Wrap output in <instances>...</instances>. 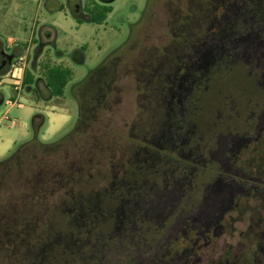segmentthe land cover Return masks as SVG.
Listing matches in <instances>:
<instances>
[{"label": "rangeland", "instance_id": "1", "mask_svg": "<svg viewBox=\"0 0 264 264\" xmlns=\"http://www.w3.org/2000/svg\"><path fill=\"white\" fill-rule=\"evenodd\" d=\"M96 4L107 20L79 23ZM0 47L27 54L36 78L48 61L74 72L53 101L64 124L25 88L9 108L15 83L0 73V161L35 137L37 112L41 142L72 132L74 86L119 58L98 126L65 151L82 178L44 185L25 167L2 185L0 264H264V188L250 166L264 138V0H0Z\"/></svg>", "mask_w": 264, "mask_h": 264}, {"label": "trees", "instance_id": "2", "mask_svg": "<svg viewBox=\"0 0 264 264\" xmlns=\"http://www.w3.org/2000/svg\"><path fill=\"white\" fill-rule=\"evenodd\" d=\"M111 12L112 9L109 6L96 4L89 13L90 20L82 21L78 19V22L103 24L107 20L108 14ZM82 50L85 51V48H82ZM74 55H76V53L73 54V56ZM75 59L78 63H83L85 60V58ZM118 63L119 58H108L99 67L92 70L85 79L74 86L73 96L79 106L78 122L75 129L59 141L55 143H44L38 139V134L43 128L46 118L43 114L38 112L34 115L33 130L35 132V137L19 145L8 158L0 161V194L2 185L9 182L11 178L12 183L16 182L19 177L18 174L20 175L25 167V172L27 170L31 173L34 172L33 179H37V176H39L41 182L35 181L44 185L54 184L58 186L62 181L71 182L70 175H74L76 177L74 180L77 181L79 176L82 178L81 171H76L77 173H74V171L67 167L68 164L67 161H65L67 152L65 153V151H67L69 145L74 144L76 146L81 143L83 137L85 138L98 126L100 115L118 81ZM73 78L74 72L70 68L57 64L52 65V63L48 61L42 66L41 78H36L33 72L27 69L24 88L28 93L34 95L36 101H44L45 104L48 105L50 101L60 100L64 97L65 89ZM41 81H43L45 88L49 92L48 99L43 98V93L39 88V83ZM55 105L57 106V104ZM46 162H48V166ZM56 167L61 169L60 172H53V168ZM65 182H62V184ZM5 192L4 199L10 202L16 191L10 188L9 191ZM44 195L45 193L36 192L32 196L38 208H44ZM35 211L39 213L38 209H35ZM61 215L66 216L67 219H70L68 221L72 223L74 214L65 207L62 208Z\"/></svg>", "mask_w": 264, "mask_h": 264}, {"label": "flooded vegetation", "instance_id": "3", "mask_svg": "<svg viewBox=\"0 0 264 264\" xmlns=\"http://www.w3.org/2000/svg\"><path fill=\"white\" fill-rule=\"evenodd\" d=\"M81 11L80 9H75V13L79 14ZM15 54L11 55L10 53H7L6 50H4L2 47H0V66L2 64H6L5 68L2 69L1 72L3 71H6L7 69H10V66L15 58ZM4 58H7V59H4ZM0 72V73H1ZM138 147V146H137ZM147 147V148H146ZM148 145H144L142 147H139L138 151H142V150H148ZM255 151H256V157L253 158V159H250L251 163H250V166L251 167H255L254 170H256V177L258 178V180L260 181V184L262 185V187L264 188V138H261V140H259L256 144V147H255ZM166 156H168L167 158H169V155L167 154ZM256 160H257V164H256ZM142 161L147 163L143 158H142ZM174 161L177 163V164H180L181 165V160L179 158H175V159H170L169 162L171 163H174ZM139 163L137 162H133L132 164H134L136 166V164H139L138 168L139 169H143V163H141L140 161H138ZM212 164L209 162L205 167L203 168H199V173H202V174H207V175H211L212 171H214V167L211 166ZM141 167V168H140ZM147 168V167H146ZM125 174V172H124ZM125 178V176L123 177V179ZM122 179V182H125L126 180L123 181ZM128 182V181H127ZM126 183L121 184L120 187H127L126 186ZM239 213L240 215H244L246 213V210H239ZM238 221H241L242 220H234V222H238ZM175 245V244H174ZM171 250L177 252L178 251V248L175 247V246H172L171 247ZM235 264H238V263H235Z\"/></svg>", "mask_w": 264, "mask_h": 264}, {"label": "built area", "instance_id": "4", "mask_svg": "<svg viewBox=\"0 0 264 264\" xmlns=\"http://www.w3.org/2000/svg\"><path fill=\"white\" fill-rule=\"evenodd\" d=\"M28 65V55L23 54L14 58L11 66H10V77L14 80L15 92L17 94L15 101H9L8 106L10 108L15 107L19 104V98H21V94L24 91V80L27 71ZM1 124V122H0Z\"/></svg>", "mask_w": 264, "mask_h": 264}, {"label": "crops", "instance_id": "5", "mask_svg": "<svg viewBox=\"0 0 264 264\" xmlns=\"http://www.w3.org/2000/svg\"><path fill=\"white\" fill-rule=\"evenodd\" d=\"M4 50L5 48L2 47ZM17 57V56H16ZM15 57V58H16ZM54 100L50 101L48 105L51 106V111H52V114L53 116L57 115V117L59 118H55V120H57L58 122H60L61 124H64L68 121V117L67 116H64L67 111L66 110H63V109H60L58 108L56 105H55V102H53ZM47 105V106H48ZM10 108V107H9ZM13 108V107H12ZM44 115V114H43ZM46 118V117H45Z\"/></svg>", "mask_w": 264, "mask_h": 264}, {"label": "water", "instance_id": "6", "mask_svg": "<svg viewBox=\"0 0 264 264\" xmlns=\"http://www.w3.org/2000/svg\"><path fill=\"white\" fill-rule=\"evenodd\" d=\"M99 1H101L104 4H110V3H113L116 0H99ZM4 59H7V58H4ZM5 66H6V64H2L0 66V72L2 71L3 68H5Z\"/></svg>", "mask_w": 264, "mask_h": 264}]
</instances>
